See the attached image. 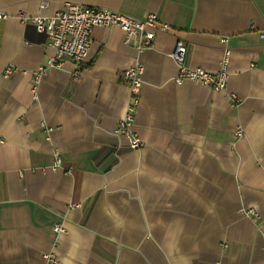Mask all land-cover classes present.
Masks as SVG:
<instances>
[{
  "label": "crops",
  "instance_id": "crops-1",
  "mask_svg": "<svg viewBox=\"0 0 264 264\" xmlns=\"http://www.w3.org/2000/svg\"><path fill=\"white\" fill-rule=\"evenodd\" d=\"M66 2L172 29L138 52L94 27L85 59L47 68L34 92L53 49L28 19ZM0 13V264H264V0H0ZM176 39L190 68L217 73L227 53L224 90L176 83ZM137 61L132 149L116 128Z\"/></svg>",
  "mask_w": 264,
  "mask_h": 264
},
{
  "label": "built area",
  "instance_id": "built-area-1",
  "mask_svg": "<svg viewBox=\"0 0 264 264\" xmlns=\"http://www.w3.org/2000/svg\"><path fill=\"white\" fill-rule=\"evenodd\" d=\"M45 6V1L40 3V7ZM0 17H4L0 13ZM37 31L43 32L48 38V44L52 47L53 53L46 65H40L32 71V91H36L42 75L47 68H61L67 59L75 63L82 62L88 54L91 46V34L94 27L119 28L123 33L125 44L134 47L138 52L153 45L154 38L158 31L169 32L172 28L166 23L158 20L155 13H148L144 18L138 19L126 15L114 9L98 6L83 5L81 3L66 2L62 9L53 15H35L28 19ZM259 36L264 38V30L259 31ZM175 47L170 53L179 68L176 83L190 81L198 83L212 90H224L227 82V53L222 60L221 69L217 73H211L201 67L190 68L186 65L185 57L187 48L183 40L176 39ZM14 68L8 66L4 69L5 76L12 74ZM143 65L135 62L121 72V80L128 87L130 101L127 105L124 116L117 123L116 132L124 135L129 147L138 149L142 146V141L132 126L135 120L136 107L140 100L142 88ZM232 105L236 104L238 98L234 93L229 94ZM240 133L241 131L238 130ZM60 165L59 157H56L53 167ZM79 206V203L71 204ZM246 215L257 219L258 214L252 208H242L240 210ZM55 232H63L61 225L54 223ZM45 264H59V260L54 253L45 255Z\"/></svg>",
  "mask_w": 264,
  "mask_h": 264
}]
</instances>
